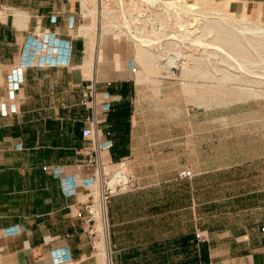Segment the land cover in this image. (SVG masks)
Instances as JSON below:
<instances>
[{
	"label": "crops",
	"instance_id": "1",
	"mask_svg": "<svg viewBox=\"0 0 264 264\" xmlns=\"http://www.w3.org/2000/svg\"><path fill=\"white\" fill-rule=\"evenodd\" d=\"M82 12L83 0H0V264H264V104L241 119L195 106L188 121L183 104L176 136L140 134L136 83L102 79ZM91 155L132 173L107 202L106 255L78 215L98 184Z\"/></svg>",
	"mask_w": 264,
	"mask_h": 264
},
{
	"label": "rangeland",
	"instance_id": "2",
	"mask_svg": "<svg viewBox=\"0 0 264 264\" xmlns=\"http://www.w3.org/2000/svg\"><path fill=\"white\" fill-rule=\"evenodd\" d=\"M178 4L184 7L188 6L190 11L188 7L185 10H179L162 2L147 0H83L81 28L87 37L88 44L93 41L98 47L97 50L100 49L99 64L105 65L104 69L107 74L102 79L131 78L136 83L138 93L135 105L139 133L154 136H176L179 105L183 106V104H185L187 121L194 117L197 112L194 110L195 106H209V104L216 105L215 114H217L218 119H223L231 113L234 114L235 119L244 118L252 113H261L262 111L252 112L250 110L258 108L255 106L259 103L264 104V47L253 49V47L244 45L245 49L250 48L246 53L242 46H240L241 49H237V47L230 44L226 45L220 39L225 37L228 30L229 35H231L232 30L239 31L254 24L264 26L258 4L253 0H182ZM89 10H93V13L96 11V13H90ZM221 12H225L223 14L226 15L227 19L220 18L223 15ZM215 16H218V18H215ZM183 18L185 20H182ZM229 18L236 23L233 21L229 23ZM216 19L224 23L225 28L217 27L215 31L212 30L209 33V30L212 29L211 24ZM161 23L166 25L165 33H169V35L153 42L150 39L154 35V26H159ZM186 23L188 26L193 24L203 26L199 28L198 33L203 35L205 32L204 35L200 34L199 36L198 33L196 34V36L201 37L200 39L208 34L212 36L208 35L210 37L207 41L205 39L198 41L197 49L201 50L198 51V56L180 58L187 63V68L182 65L172 67L173 74H170L168 69H162L158 64H164L165 61L167 63L172 52L173 57H175L176 51L182 50V53H185L193 50V45L183 40L180 35L187 33L188 26H186ZM90 25L95 26L89 29L90 33H86L85 31H88ZM105 28L113 30L114 33H103ZM141 37L146 40H142ZM226 39L228 38L226 37ZM238 39L243 44L246 41H244V38ZM218 40L222 42H218ZM205 44H207V47ZM217 45H219L218 48L226 49V52L229 50V52L234 53V51H237L239 53L240 49L241 53L239 54L241 55L234 53L233 58L232 56H226V58L222 52L217 53ZM169 53L170 56L168 57ZM256 53L258 58L255 56ZM247 54H250V56ZM230 57L232 59L230 61L235 64L233 62L231 65L229 64L228 58ZM234 57H236V62L233 60ZM222 59L225 60L221 61ZM248 59L253 61L247 64L250 69L253 68L250 70V74L248 73L249 70L241 69L238 66L242 61L247 63ZM110 60H119V66L110 62ZM255 60L262 61V63ZM254 61L263 66H257ZM220 64L221 69L219 68ZM225 64L227 66H224ZM228 65H235L238 68L233 66L231 74L229 72L231 68ZM224 69H230L228 72L231 77ZM254 69H257V71ZM235 71L236 73H234ZM238 72L243 73L241 74L242 77ZM234 74L239 77L233 76ZM213 75L215 78H213ZM231 85L233 86L231 87ZM173 161L176 162V159ZM121 164H123L122 167ZM108 170L115 172L125 170L128 176L132 174L128 160H123L119 165L117 164ZM98 187L99 184H97L95 190ZM99 224L100 221L96 225L97 228H99Z\"/></svg>",
	"mask_w": 264,
	"mask_h": 264
},
{
	"label": "bare ground",
	"instance_id": "3",
	"mask_svg": "<svg viewBox=\"0 0 264 264\" xmlns=\"http://www.w3.org/2000/svg\"><path fill=\"white\" fill-rule=\"evenodd\" d=\"M147 1H152V2H162V3H164V4H166V5H168V6H170V7H176V8H178L179 10H185V8L186 9H188L189 7L188 6H186V7H184V6H181V5H179L178 4V2H182V0H147ZM184 3H185V1H184ZM89 5H91V4H89ZM93 6V5H92ZM95 6V5H94ZM188 7V8H187ZM87 8V7H86ZM89 9V8H88ZM87 9V10H88ZM94 10V9H93ZM93 10H89L90 11V13H93ZM105 10V9H104ZM189 11H190V8L188 9ZM88 11V12H89ZM106 11V10H105ZM186 12V11H185ZM95 13H96V11H95ZM95 13H93V14H95ZM179 13V12H178ZM191 13V12H190ZM210 13V12H209ZM208 13V14H209ZM222 13V12H221ZM223 13H225V12H223ZM222 13V14H223ZM92 14V15H93ZM215 14V13H214ZM192 15V14H191ZM187 16V15H186ZM205 16H207V15H205ZM211 16V15H210ZM209 16V17H210ZM208 17V18H209ZM212 17V16H211ZM229 17V16H228ZM215 18H218V16H215ZM220 18L221 19H227L226 18V15L225 14H223L222 16H220ZM232 18V17H231ZM213 19H214V15H213ZM163 20H164V17H163ZM182 20H185V18H183ZM230 18H229V23H232V21L233 20H231V22H230ZM239 20V19H238ZM214 21V20H213ZM164 22V21H163ZM187 22V21H186ZM205 22H207V21H205ZM205 22H203V23H205ZM233 22H235V21H233ZM153 23H154V21H153ZM236 23V22H235ZM202 24V23H201ZM206 24V23H205ZM156 25V24H155ZM159 25V24H158ZM204 25V24H203ZM208 25V24H207ZM212 25V26H211ZM211 25H209V26H211V28L212 29H210L209 30V33L212 31V30H216V28L217 27H220L221 29L224 27L225 28V24L224 23H221V22H219V20H215L214 21V23L213 24H211ZM235 25V24H234ZM95 25H90L89 26V28H88V30L90 29V28H92V27H94ZM104 26V25H103ZM165 26L166 25H164V23H161L159 26H154V35H153V38H151L150 40L151 41H153V42H156V41H159V40H161V37H163V36H168L169 35V33H165L166 32V29H165ZM186 26H188L187 25V23H186ZM237 26V25H236ZM201 27H203V26H201L200 24L199 25H196V24H193L192 26H188L187 27V33H185V34H180L181 36H182V38H183V40H185V41H188V42H190L192 45H193V50L192 51H190V52H185V53H182V50H179V51H176V54H175V57H173V55H172V53H171V58H170V60H168L167 61V63H166V61H165V63L164 64H158L159 66H160V68H165V69H168L169 70V72L171 73L173 70H172V67H178L179 65H182V66H184L185 68H187V63L186 62H184V61H182L180 58L181 57H187V56H193V57H196V56H198V54H199V52L201 51H199V49H197V44H199L198 43V41H200V40H202V39H205V41H207L208 39H209V37L210 36H212V35H210V34H208V35H210V36H208V35H206L204 38H202V39H200L201 37H199L200 36V34L198 33V30H199V28H201ZM204 27H206V26H204ZM207 28V27H206ZM87 29V28H86ZM223 30H225V29H223ZM228 30V29H227ZM226 30V31H227ZM200 31V30H199ZM203 32H204V30H202ZM202 32V33H203ZM219 32V31H218ZM228 33H226L225 34V37H221L220 39L223 41V43H225L226 45H232L233 47H237V49L238 48H240V46H242L243 48H244V45H248V47H253V49L255 48V49H257V48H259V47H261V46H263L264 47V26H262V24L261 25H258V24H254V25H252V26H247V27H244V28H242V29H240L239 31H235V30H232L231 32V35H229L230 34V32H229V30L227 31ZM103 33H105V34H112V33H114L113 32V30H111V29H107V28H105L104 29V31H103ZM199 34V36H196V34ZM205 33V32H204ZM204 33H203V35H204ZM224 33V32H223ZM102 34V33H101ZM214 34V33H213ZM220 34V33H219ZM179 35V36H180ZM202 35V34H201ZM202 35V36H203ZM216 35V34H215ZM178 36V35H177ZM171 37H173V36H171ZM226 37L228 38V39H226ZM170 38V37H169ZM175 38V37H174ZM215 38V37H214ZM238 38H241V39H243L244 38V44L238 39ZM141 39L142 40H146V39H143V37H141ZM217 40V39H216ZM228 40H229V42H228ZM222 41H219L218 40V42H222ZM223 43H220L221 45H225V44H223ZM200 44H202V43H200ZM209 44H211V43H209ZM220 45V46H221ZM205 46L207 47V44H205ZM94 47H95V42H93V41H91L89 44H88V59H90V57H91V55H92V52L94 51ZM219 47V45H217V53L219 54L220 52H222V54L226 57V56H232V58H233V55H234V53L235 54H239V53H241V51H240V49H239V53H237V51L235 52L234 51V53L233 52H229V50L226 52V49H221V48H218ZM245 49V48H244ZM250 49V48H249ZM249 49L247 50V49H245V51L244 52H246V51H249ZM199 51V52H198ZM252 51V50H251ZM230 54H229V53ZM253 52V51H252ZM246 53H248V52H246ZM245 53V54H246ZM250 53V52H249ZM221 54V55H222ZM245 54H242V55H245ZM257 54V53H256ZM255 54V56L257 57L258 56V54L256 55ZM239 55H241V54H239ZM248 55V54H247ZM168 57L170 56V53L167 55ZM220 56V55H219ZM246 56V55H245ZM248 56H250V54L248 55ZM252 56V55H251ZM222 57V56H221ZM223 58V57H222ZM227 58V57H226ZM235 58L236 57H234V59L233 60H235ZM238 58H240L239 56H238ZM237 58V59H238ZM243 58V57H242ZM258 58V57H257ZM259 58H261V57H259ZM230 59H231V57L230 58H228V61H230ZM252 59V58H251ZM251 59L249 60H247V63L246 62H244L243 63V61L242 62H240L239 63V65L238 66H240L241 67V69L242 68H244V69H246L247 71H248V73L250 74V70H252L253 68V64L250 66L252 69H250L248 66H247V64H250L251 62H253V61H251ZM225 60V59H224ZM223 59L221 60V61H224ZM232 60V59H231ZM244 60V59H243ZM246 60V59H245ZM244 60V61H245ZM186 61V60H185ZM238 61V60H237ZM255 61H258V60H255ZM254 61V62H255ZM213 62V61H212ZM227 62V61H226ZM233 62V61H232ZM231 61H230V65H231V63H232ZM235 62H236V60H235ZM259 62V61H258ZM162 63V62H161ZM234 63V62H233ZM238 63V62H237ZM256 64H257V66L259 65V66H263L264 65V62H263V65H260L259 63H262V61H260L259 63H257V62H255ZM235 64V63H234ZM219 65V64H218ZM236 65V66H237ZM224 66H227L226 64L224 65ZM229 66V65H228ZM234 66V68H238V66L237 67H235V65H233ZM233 66H229V68H231V70L230 69H224L225 71L227 70V72L229 71L231 74H232V67ZM255 66V65H254ZM257 66H255V67H257ZM219 68L221 69V64H220V66H219ZM222 68H223V66H222ZM225 68V67H224ZM200 70V69H199ZM236 70V69H235ZM254 70H256L257 71V69H254ZM220 71V70H219ZM246 71V72H247ZM197 72V71H196ZM229 72H228V74H229ZM245 72V73H246ZM253 72V71H252ZM255 72V71H254ZM253 72V73H254ZM208 73V72H207ZM206 73V74H207ZM223 73V72H222ZM234 73H236V71L234 72ZM239 73V72H238ZM237 73V74H238ZM244 73V74H245ZM252 73V74H253ZM256 73V72H255ZM258 73V72H257ZM228 74H226V75H228ZM231 74H229L230 75V77H231ZM240 74V76H241V74H243V73H239ZM203 75V74H202ZM208 75H210L209 73H208ZM225 75V77H227ZM204 76H206V75H204ZM217 76V75H216ZM233 76H235V77H239V76H236V74H234ZM218 77V76H217ZM242 77V76H241ZM213 78H215L214 77V75H213ZM219 78V77H218ZM228 78V77H227ZM227 78H226V80H227ZM261 78V77H260ZM223 79V78H222ZM235 79V78H234ZM233 79V80H234ZM244 79H246V78H244ZM248 80H250V79H248ZM247 80V81H248ZM228 81V80H227ZM229 81H230V79H229ZM239 81V80H238ZM230 82H232V81H230ZM236 82H237V78H236ZM238 83V82H237ZM236 83V84H237ZM251 83V82H250ZM258 83V82H257ZM240 84V83H239ZM233 85H231V87H232ZM238 86V85H237ZM241 86H242V83H241ZM260 86V85H259ZM239 87V86H238ZM244 87V86H243ZM241 88V87H240ZM117 165V164H116ZM118 165H119V163H118ZM123 166V164H121V167ZM117 169V168H116ZM117 172V171H116ZM119 176H121V177H124V179L125 180H128V175L126 174V172L125 171H118V173H117V176H116V178L113 180V184H116L117 183V178L119 177ZM97 196H98V198H99V203H98V205H99V219H100V224H99V228H98V230H99V233H101V237H100V239H99V241H98V246H99V248H100V250L103 252V254H107V250H108V248H109V239H108V224H109V220H108V212H107V203H106V201H105V198H104V187H103V185H102V183H100L99 184V187H98V189H97Z\"/></svg>",
	"mask_w": 264,
	"mask_h": 264
},
{
	"label": "built area",
	"instance_id": "4",
	"mask_svg": "<svg viewBox=\"0 0 264 264\" xmlns=\"http://www.w3.org/2000/svg\"><path fill=\"white\" fill-rule=\"evenodd\" d=\"M96 86L94 82H90L87 84L82 85V103L88 105L89 103H94L96 98ZM87 121L89 122V126H86L83 129V133L85 136H93L95 135L96 130V118L95 116H89L87 117ZM89 164L93 166H98V184L102 183L104 187V198L106 203L108 202L109 198L117 194L121 191L127 190L132 185L131 176H128V180H125L124 177L119 176L117 178V183L113 184V180L117 176V172L111 170V171H104L103 167H101V162H99V159L91 155L89 159ZM124 164V163H123ZM125 171V170H120ZM126 172V171H125ZM127 174V172H126ZM193 171L191 169H187L182 173V177H191L193 176ZM128 175V174H127ZM99 198L97 196V190H94L90 194L89 200L83 205V207L79 210L78 215L85 217V222L87 224L88 230L90 233H92L95 237L99 236V230L96 227L99 219ZM87 212V214H85Z\"/></svg>",
	"mask_w": 264,
	"mask_h": 264
}]
</instances>
